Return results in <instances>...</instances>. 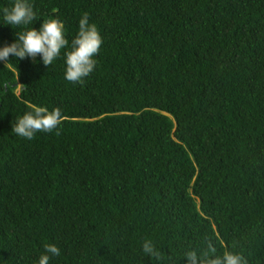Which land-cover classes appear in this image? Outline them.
Segmentation results:
<instances>
[{
    "label": "trees",
    "instance_id": "obj_1",
    "mask_svg": "<svg viewBox=\"0 0 264 264\" xmlns=\"http://www.w3.org/2000/svg\"><path fill=\"white\" fill-rule=\"evenodd\" d=\"M29 2L0 48L48 18L70 44L85 13L103 43L82 85L68 49L0 62V264L45 244L49 264H187L208 243L264 264V0ZM31 105L60 108L59 135L11 131Z\"/></svg>",
    "mask_w": 264,
    "mask_h": 264
},
{
    "label": "clouds",
    "instance_id": "obj_2",
    "mask_svg": "<svg viewBox=\"0 0 264 264\" xmlns=\"http://www.w3.org/2000/svg\"><path fill=\"white\" fill-rule=\"evenodd\" d=\"M3 24L10 26L29 25L38 19L33 5L29 0H13L11 7L2 9ZM16 38L10 45L0 48V62L9 60V56L20 60L40 56L45 67L50 66L54 60L64 52L65 74L64 78L70 83L83 84L84 78L89 76L97 65L94 57L99 53L103 43L95 24L89 23L88 14L85 13L79 20L78 32L69 41L64 35L63 23L55 18L41 21L39 29L29 28L15 34ZM22 86V85H21ZM60 108L49 111L46 107L31 105L30 110L16 119L11 131L16 135L32 140L38 132H52L62 123ZM142 251L149 258L160 260L162 254L158 252L150 240L142 244ZM44 253L38 259V264H49L51 256H59L60 249L54 244H45ZM50 254V255H49ZM187 264H248L247 259L240 253L225 250L222 255H216V248L208 243L207 250L199 256L197 251L188 250L184 254Z\"/></svg>",
    "mask_w": 264,
    "mask_h": 264
}]
</instances>
